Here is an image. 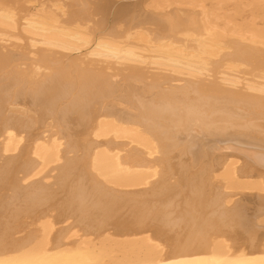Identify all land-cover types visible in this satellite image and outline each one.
<instances>
[{
  "label": "bare ground",
  "instance_id": "1",
  "mask_svg": "<svg viewBox=\"0 0 264 264\" xmlns=\"http://www.w3.org/2000/svg\"><path fill=\"white\" fill-rule=\"evenodd\" d=\"M0 264H264V0H0Z\"/></svg>",
  "mask_w": 264,
  "mask_h": 264
}]
</instances>
